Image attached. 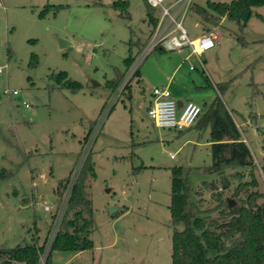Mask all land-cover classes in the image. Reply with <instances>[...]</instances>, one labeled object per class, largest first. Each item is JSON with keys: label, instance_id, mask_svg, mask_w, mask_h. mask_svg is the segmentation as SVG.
<instances>
[{"label": "rangeland", "instance_id": "rangeland-1", "mask_svg": "<svg viewBox=\"0 0 264 264\" xmlns=\"http://www.w3.org/2000/svg\"><path fill=\"white\" fill-rule=\"evenodd\" d=\"M115 1L0 0V245H42L37 264H170L167 206L174 166L186 170L192 198L207 220L228 218L221 208L226 199L231 207L246 205V196L256 192L261 197L255 202L264 201V20L250 16L238 30L221 17L213 26L221 36L200 56L202 67L192 56L185 59L184 48L153 49L126 81L133 63L126 70L123 59L135 55V42L145 41L150 25L144 0H121L128 18L118 14ZM207 1L230 0L191 4L204 7ZM253 9L264 19V6ZM182 24L192 37L203 30L190 11ZM58 38L70 45L58 48ZM59 71L80 88L57 86L49 75ZM116 71L123 72L118 84L124 83L117 94V86L106 84ZM164 85L201 113L218 95L253 166L201 173L211 162L208 127L201 129L198 118L182 131L156 128L146 114L152 87ZM87 140L91 247L76 255L49 251L43 240L51 212L43 210L44 195L61 196Z\"/></svg>", "mask_w": 264, "mask_h": 264}, {"label": "trees", "instance_id": "trees-1", "mask_svg": "<svg viewBox=\"0 0 264 264\" xmlns=\"http://www.w3.org/2000/svg\"><path fill=\"white\" fill-rule=\"evenodd\" d=\"M144 5L146 16H148L147 21L150 26H153L155 24L154 10L145 2ZM113 6L118 8V14L121 17L128 18L125 1L116 0ZM257 6H264V0L207 1L204 7L191 4L190 12L200 20L202 29L205 31L216 26L221 17L233 22L238 30H241L250 16L264 20L254 11L253 8ZM59 8V5H55L53 9ZM45 11L46 9L39 11L38 16H42ZM237 39L240 42V37ZM135 44L138 45V49L142 45L137 40ZM129 49L130 47L128 52ZM32 58L34 60V57ZM131 62L132 55L129 52L123 59L124 68H127ZM32 64L33 62L30 63ZM122 76L123 72L116 71L114 78L107 81V86L114 90ZM49 78L60 88H68L71 92H76L81 86L77 81L67 78L64 71L52 73ZM226 84L217 85V90L222 92ZM198 118L201 129L208 127L211 159L208 166L201 168V173L212 174L228 167L250 168L253 166L249 149L241 139L240 132L218 95L211 99ZM88 157L89 152L72 185L58 231L51 242L49 251L56 248L77 252L91 247V240L88 238L91 228V201L85 192L84 183L86 174H90L91 171ZM10 176H4L1 180ZM250 184L255 185L253 178ZM226 187L227 182L223 181L222 188ZM193 193V188L187 180L186 170L181 166L171 167L167 206L169 225L173 227L170 237V264H264V201L258 204L255 202L261 194L249 193L244 201L246 205L241 204L231 208L224 200L221 208L227 209L224 216L228 218L217 222L203 217L205 210H202L192 198ZM220 212L223 213V211ZM177 225H181L182 228L176 229ZM48 228L49 223L45 236ZM41 248L42 245H36L34 242L16 244L11 247L0 245V264H37L38 252ZM46 263H48V254Z\"/></svg>", "mask_w": 264, "mask_h": 264}, {"label": "built area", "instance_id": "built-area-1", "mask_svg": "<svg viewBox=\"0 0 264 264\" xmlns=\"http://www.w3.org/2000/svg\"><path fill=\"white\" fill-rule=\"evenodd\" d=\"M144 2L154 10L155 24L150 26L145 41L135 55H132L131 64L133 63V65L129 68L130 64L125 68L126 70L129 68L125 74V76L127 75L126 81L128 77L135 72V67L138 63L153 49L178 51L184 48L187 50V56H185V58L192 56L198 65L202 67L200 56L214 47L217 39L221 36L217 28L212 26L206 31L202 30L200 34L193 37L188 34L182 21L186 13L190 11L191 0H144ZM193 68V66H189L190 70ZM121 81L122 80H120V82ZM123 85L124 83L117 85L115 94L123 89ZM12 93H16V91L13 90ZM111 103L112 101H110L109 105H111ZM200 112V107L191 100H186L178 105L166 85L154 86L150 91V100L146 108V114L156 128H171L176 131H182L195 123ZM88 133L86 137H84L85 141ZM89 143L90 140H87L85 146L83 144L81 147L79 160L80 156L83 157V159L81 162L78 160L77 168H75V171L71 175H75L74 178L70 176L71 179L63 183L62 194L55 202L56 205L54 208L53 205L49 203L43 205L44 211L51 212V221L49 222V228L44 240L47 249L50 248L51 242L58 231L72 185L89 152ZM172 156V154L169 155L170 158H172Z\"/></svg>", "mask_w": 264, "mask_h": 264}, {"label": "water", "instance_id": "water-1", "mask_svg": "<svg viewBox=\"0 0 264 264\" xmlns=\"http://www.w3.org/2000/svg\"><path fill=\"white\" fill-rule=\"evenodd\" d=\"M144 14L145 13H143L142 14V16H144ZM68 45H70V43L69 42H67V41H65V40H63V39H57V46H58V48H63V47H66V46H68ZM178 105H179V103H177ZM45 199H46V201H47V203H49V204H52L53 203V199H52V197H50L49 195H47L46 197H45ZM226 201H227V206L228 207H231V205L233 204L231 201H229V199H226ZM112 208L110 207V210H111Z\"/></svg>", "mask_w": 264, "mask_h": 264}, {"label": "crops", "instance_id": "crops-1", "mask_svg": "<svg viewBox=\"0 0 264 264\" xmlns=\"http://www.w3.org/2000/svg\"><path fill=\"white\" fill-rule=\"evenodd\" d=\"M187 56V55H186ZM186 59V58H185ZM167 86V85H166ZM171 93V92H170ZM173 93V92H172ZM172 93H171V95H172ZM172 97H173V95H172ZM175 97V96H174ZM173 97V98H174ZM148 102L147 103H149V100H150V93H149V96H148ZM187 99H184V100H181L180 98H178V99H175V101L177 102V103H179V105L181 104V103H183L184 101H186ZM26 121H28V120H26ZM62 179V178H61ZM33 180V179H32ZM33 182V181H32ZM47 195H49L50 197H52V199H53V203H52V205L57 201V199H58V195H56V194H54V193H46L44 196L46 197ZM112 213V212H111ZM44 237H45V235H44ZM81 251H83V250H81ZM81 251H77V252H75L74 254L76 255V254H79ZM74 255V256H75Z\"/></svg>", "mask_w": 264, "mask_h": 264}]
</instances>
